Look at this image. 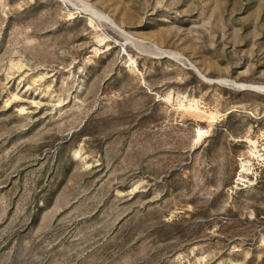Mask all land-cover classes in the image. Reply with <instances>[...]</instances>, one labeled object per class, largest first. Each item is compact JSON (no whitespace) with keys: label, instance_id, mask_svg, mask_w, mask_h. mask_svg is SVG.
<instances>
[{"label":"rangeland","instance_id":"1","mask_svg":"<svg viewBox=\"0 0 264 264\" xmlns=\"http://www.w3.org/2000/svg\"><path fill=\"white\" fill-rule=\"evenodd\" d=\"M0 264H264V0H0Z\"/></svg>","mask_w":264,"mask_h":264}]
</instances>
